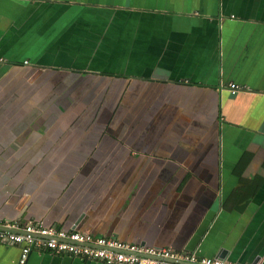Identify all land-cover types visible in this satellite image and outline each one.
<instances>
[{
    "label": "crops",
    "instance_id": "1",
    "mask_svg": "<svg viewBox=\"0 0 264 264\" xmlns=\"http://www.w3.org/2000/svg\"><path fill=\"white\" fill-rule=\"evenodd\" d=\"M263 90L264 0H0V222L264 264Z\"/></svg>",
    "mask_w": 264,
    "mask_h": 264
},
{
    "label": "built area",
    "instance_id": "2",
    "mask_svg": "<svg viewBox=\"0 0 264 264\" xmlns=\"http://www.w3.org/2000/svg\"><path fill=\"white\" fill-rule=\"evenodd\" d=\"M228 87L233 95L251 91L250 87L234 82ZM258 95H264V90ZM0 243L19 247L20 255L16 264H27L34 251L70 255L104 264H247L208 258L171 248L130 244L87 233L67 232L57 227H46L41 222L26 225L0 222Z\"/></svg>",
    "mask_w": 264,
    "mask_h": 264
}]
</instances>
